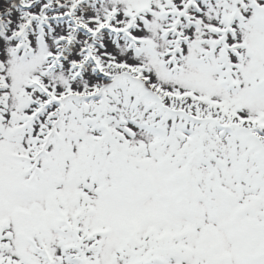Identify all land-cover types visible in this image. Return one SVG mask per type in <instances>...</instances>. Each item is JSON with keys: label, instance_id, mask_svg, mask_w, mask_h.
<instances>
[{"label": "snow or ice", "instance_id": "6c2138e0", "mask_svg": "<svg viewBox=\"0 0 264 264\" xmlns=\"http://www.w3.org/2000/svg\"><path fill=\"white\" fill-rule=\"evenodd\" d=\"M0 264H264V0H0Z\"/></svg>", "mask_w": 264, "mask_h": 264}]
</instances>
